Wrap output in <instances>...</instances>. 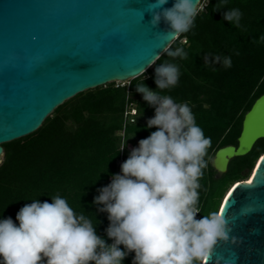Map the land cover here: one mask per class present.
Segmentation results:
<instances>
[{"label": "trees", "instance_id": "16d2710c", "mask_svg": "<svg viewBox=\"0 0 264 264\" xmlns=\"http://www.w3.org/2000/svg\"><path fill=\"white\" fill-rule=\"evenodd\" d=\"M217 3L219 0H210L196 18L195 27L169 46L172 50L183 47L187 59L162 53L153 66L127 85L115 86L113 82L79 93L58 106L33 133L2 144L0 219L11 218L18 225L16 216L25 204L34 199L51 203L52 196L60 195L76 212L93 216L97 235L111 245L113 241L106 233L108 214L99 211L102 205L94 201L116 175L122 129L126 147H138L141 139L157 130L147 127L155 109L144 101L136 85L145 80L147 87L158 91L155 67L165 61L179 66L180 78L175 87L161 91V95H169L177 103L187 102L196 123L212 142L208 167L200 180L201 213L197 218L218 211L230 187L248 180L264 154L262 138L247 155L231 159L220 177L210 165L217 149L237 145L244 114L264 93V0H226L221 10L215 11ZM232 8L243 13L239 28L223 18ZM184 39L186 44L181 43ZM225 56L231 57L229 68L222 66ZM128 106L136 114L124 127ZM130 152L124 150V161ZM134 256L129 254L122 264H133Z\"/></svg>", "mask_w": 264, "mask_h": 264}, {"label": "clouds", "instance_id": "9594fccd", "mask_svg": "<svg viewBox=\"0 0 264 264\" xmlns=\"http://www.w3.org/2000/svg\"><path fill=\"white\" fill-rule=\"evenodd\" d=\"M209 2L173 0L169 8L165 7L169 0H152L147 9L151 26L163 22L168 27L160 37L179 39L195 27ZM225 3L219 0L214 10ZM242 15L232 8L223 18L239 28ZM163 53L172 58L188 56L183 47L172 50L168 45ZM231 64L230 56L223 57V67ZM179 78V66L165 61L155 67L158 91L147 87L145 80L136 85L155 109L147 127L157 130L139 141L122 163V174L114 175L95 198V204L102 205L99 211L108 214L106 233L113 243L97 235L93 216L76 212L66 198L55 195L51 203L34 199L25 204L17 213L18 225L11 218L0 219V264H122L131 253H135L133 264H209L221 243H237L230 236L225 212L213 211L197 219L200 180L212 142L187 102L161 95ZM126 145L127 141L121 151Z\"/></svg>", "mask_w": 264, "mask_h": 264}, {"label": "water", "instance_id": "95a60500", "mask_svg": "<svg viewBox=\"0 0 264 264\" xmlns=\"http://www.w3.org/2000/svg\"><path fill=\"white\" fill-rule=\"evenodd\" d=\"M151 3L0 0V163L2 144L36 131L68 99L129 82L151 67L176 39L160 37L168 27L163 22L151 26ZM172 5L169 0L165 7ZM262 138L264 93L244 114L237 145L215 152L210 165L216 177ZM248 177L230 187L218 209L237 243H221L209 264H264V154Z\"/></svg>", "mask_w": 264, "mask_h": 264}, {"label": "built area", "instance_id": "2783aa9c", "mask_svg": "<svg viewBox=\"0 0 264 264\" xmlns=\"http://www.w3.org/2000/svg\"><path fill=\"white\" fill-rule=\"evenodd\" d=\"M136 114V110L131 107V106H128L126 107L125 111H124V127H125V124L128 122V121H132V117ZM120 136H121V146H120V156L119 158L117 159L116 161V174H122L121 173V165L122 163L124 162V159H123V153H124V150L125 149H133V148H136L135 145H129L128 147H125L122 151H121V148H122V145L124 144V141H123V137H124V128L122 129L121 133H120Z\"/></svg>", "mask_w": 264, "mask_h": 264}, {"label": "rangeland", "instance_id": "374dc122", "mask_svg": "<svg viewBox=\"0 0 264 264\" xmlns=\"http://www.w3.org/2000/svg\"><path fill=\"white\" fill-rule=\"evenodd\" d=\"M115 83V86H117V85H127L128 84V82H126V83H118V82H114ZM249 178V177H248Z\"/></svg>", "mask_w": 264, "mask_h": 264}]
</instances>
